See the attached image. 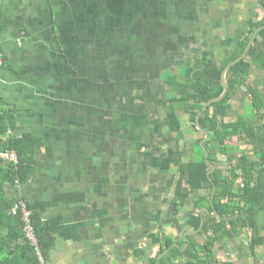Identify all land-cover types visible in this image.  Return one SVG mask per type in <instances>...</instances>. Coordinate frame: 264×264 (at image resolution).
Segmentation results:
<instances>
[{
    "label": "crops",
    "instance_id": "crops-1",
    "mask_svg": "<svg viewBox=\"0 0 264 264\" xmlns=\"http://www.w3.org/2000/svg\"><path fill=\"white\" fill-rule=\"evenodd\" d=\"M204 1L196 27L204 31L211 26V33L224 28L221 47L214 34L211 38L204 34L186 49L158 54V64L168 59L170 67L197 58L214 61L246 35L253 16L231 6L230 14L225 15L224 9L222 19L216 20L212 13L218 14L226 1ZM213 2L218 8L212 7ZM214 45L221 48L216 55ZM0 53L5 58L0 67V100L19 117L11 133H31L43 142L34 155L35 172L21 196L31 202H51L60 195H76L75 201L61 202L44 213L45 220L62 218L67 228H75L70 234L77 236H57L47 264H157L169 255L167 241L183 252L188 247L200 249L214 238L213 233L199 235L189 221L198 207L200 212L208 209L205 198L210 195L206 189L187 188L188 171L180 166L193 159L198 140L187 138L189 125L182 117L190 120V115L178 113L183 139L168 132L164 107L174 92L163 79H79V0H0ZM146 65L145 60L142 67ZM139 74L147 77L144 71ZM248 83H258L264 92V70L253 69ZM131 90L137 95L133 104L126 102ZM245 95L246 88L240 89L238 96ZM85 101L87 108L79 111ZM240 101L233 102L234 114L242 113L235 106ZM85 111L90 121L80 124L85 122ZM142 113L148 114V124L133 129L121 125L122 114ZM88 128L94 130L90 136L85 132ZM259 220L262 243L250 246L256 238L251 230L231 240H216L206 255L210 263L264 264V213ZM190 261L196 259L178 252L170 264Z\"/></svg>",
    "mask_w": 264,
    "mask_h": 264
},
{
    "label": "trees",
    "instance_id": "trees-1",
    "mask_svg": "<svg viewBox=\"0 0 264 264\" xmlns=\"http://www.w3.org/2000/svg\"><path fill=\"white\" fill-rule=\"evenodd\" d=\"M94 5L92 9L87 5L79 11V68L86 65L87 72L93 74L92 77L90 73L85 75L84 79H163L174 92L168 96L164 107L168 132L184 138L178 115L183 111L190 115L193 128L201 135L195 143L193 159L180 166L188 171L187 188L210 192L205 198L208 209L200 212L198 207L189 221L199 235L213 233L214 238L200 249L188 247L183 252L167 241L165 248H171L169 255L162 256L157 264H170L178 252L196 259L187 264H211L206 255L212 252L216 240L234 239L245 230L256 235L250 241L251 247L262 243L259 215L264 213V92L258 83L247 84V80L253 69L264 70V30L258 34L248 55L227 71L226 96L208 109L204 108L223 94L224 68L243 54L255 31L264 26V0H261L262 15L250 17L246 35L217 60L203 62L197 58L193 63L176 67L167 66L171 65L167 64L171 63L169 59L166 64H158V54L169 53L173 48L186 49L196 41L190 33L192 27L200 23L199 17L206 7L204 0H107L106 3L96 0ZM145 60L147 65L142 67ZM140 71L147 73V77H141ZM242 88H246L244 97L238 96ZM136 98L131 90L126 102L133 104ZM239 98L241 108L245 103L249 106L245 104L244 113L234 114L233 102ZM200 113L199 124L210 134L203 146L205 135L197 130L196 124ZM149 121L147 113L122 114L120 118L121 125L131 129ZM18 123V112L0 100V155L13 151L19 156L18 164L0 157V264H41L25 236L21 213L14 216L11 209L19 201L26 203L47 261L57 236H77L70 234L75 228H67L62 218L45 220L44 213L61 202L75 201L76 195H60L51 202H31L16 196L34 174V155L43 143L31 133L12 134ZM234 138L245 142L247 147L233 153ZM208 153L210 156L206 158ZM184 155V151L181 152V158ZM221 155H226V165L220 160ZM209 162L216 166L212 174H209L213 169ZM82 201L84 196L79 193V202ZM193 246L198 244L195 242ZM163 251L164 248L158 255Z\"/></svg>",
    "mask_w": 264,
    "mask_h": 264
},
{
    "label": "rangeland",
    "instance_id": "rangeland-1",
    "mask_svg": "<svg viewBox=\"0 0 264 264\" xmlns=\"http://www.w3.org/2000/svg\"><path fill=\"white\" fill-rule=\"evenodd\" d=\"M95 1L96 0H79V11H82V9H83V7H85V6H87V5H90L91 7V9L92 8H94V6H96V5H94V3H95ZM105 1V3H106V1L107 0H104ZM224 1H226V4L224 5V2H223V6H221V8H219L220 9V11L218 12V14H216V13H212L213 15H214V19H216L217 18V16H218V18L216 19V20H219V19H222L221 18V14H222V12L224 11V9H225V15L226 14H230L231 13V11H227V9L228 8H230V10L232 9V7L231 6H235V10H236V12H240V11H242L243 10V13H248V16H254V17H260L261 15H262V9H261V0H253V1H249V0H243V1H247L248 3H249V5L248 4H243V2H242V4L240 3V1H239V3H236V2H234V3H230V0H224ZM101 2H102V0H101ZM214 2H216V1H214ZM213 2V3H214ZM246 5H248V6H246ZM213 8H218V4H215L214 3V5L212 6ZM244 16V15H243ZM206 20H210V16H208V17H206L205 18V21ZM202 21H203V19H202ZM201 22V21H200ZM215 22V24H217L218 22H216V21H214ZM214 22H213V25H214ZM200 24V23H199ZM198 25V24H197ZM194 27V28H193ZM192 28V33L196 36V40L198 39L199 41H200V39L202 40V38L204 37V34H205V36H206V38H208V37H212V35L214 34V36L217 38V40H218V42L217 43H219V45H220V42L225 38V29L223 28V29H220V30H217L215 33H211V31L212 30H208V28H211V26H206V27H208V28H206V30H202V29H200V27H196L195 25L193 26ZM229 30V28L227 27V33L229 32L230 33V31H228ZM219 34V36L220 37H217L216 35H218ZM197 40V41H198ZM222 45V44H221ZM221 45H220V47H221ZM80 46V45H79ZM215 47H214V49H215V51H214V53H215V55H216V53H217V48L219 49V51L221 50V48L220 47H216V45H214ZM79 51H81V49H80V47H79ZM218 51V52H219ZM168 61V60H167ZM79 71H81L82 73H79V79H84V77H85V75H87V74H89L90 73V76L91 75H93V74H91V71H88L87 72V67H86V65H84L83 67H82V65H81V68H79ZM92 77V76H91ZM56 77H54L53 76V79H55ZM95 78H96V76H95ZM86 79H87V77H86ZM98 79V78H97ZM89 100V99H88ZM83 101V100H82ZM80 103V102H79ZM245 104H247V103H245ZM245 104L244 105H242L243 107L241 108V105L239 104V103H237V104H235V106H237V108H239L240 107V110H242V113H244L245 112V110H246V108H245ZM248 107V106H247ZM87 108V105H86V101L85 102H83V104H79V111H82L83 109L85 110ZM87 111V110H86ZM86 111H85V113H82L84 116H83V118H84V121L85 122H80V124H86V120H89L90 118H89V116L87 115L88 114V112L86 113ZM79 119H80V117H79ZM182 120H183V123H184V125L186 126V125H189V128H188V130L186 131V132H188L187 133V138L188 139H192V138H201V135L200 134H198V133H196L195 131H194V129H193V127H192V124H191V122H190V120H189V116H183L182 117ZM90 121V120H89ZM90 124V123H89ZM91 125V124H90ZM90 125H88V126H90ZM91 127H94L93 125L91 126ZM86 130V129H85ZM186 130V129H185ZM85 132H87V136H90V135H92L93 134V132H94V130H92V129H89L88 128V130H86ZM85 144H83V145H79V147H80V149L84 146ZM231 146H234L235 147V149L233 150V153L234 152H237V153H239V151H241L242 149H245L246 147H247V145H246V143L245 142H243V141H239L237 138H234L233 139V141H232V143H231ZM248 149H249V147H248ZM220 160L223 162V165H226L227 164V160H226V155L224 156V155H221L220 156Z\"/></svg>",
    "mask_w": 264,
    "mask_h": 264
},
{
    "label": "built area",
    "instance_id": "built-area-1",
    "mask_svg": "<svg viewBox=\"0 0 264 264\" xmlns=\"http://www.w3.org/2000/svg\"><path fill=\"white\" fill-rule=\"evenodd\" d=\"M4 64H5L4 55L0 53V67H2ZM1 82H2V78L0 76V83ZM0 157L4 161H12L14 164L19 163V156L13 151L2 153ZM11 213L14 216L19 215L21 213L22 219L24 221L25 236L29 240L30 244L34 247L39 257L40 263L47 264V261L44 258L42 251H41L38 236L35 233V229L31 221L32 212L28 209L26 203L24 201H19L13 206V208L11 209Z\"/></svg>",
    "mask_w": 264,
    "mask_h": 264
},
{
    "label": "water",
    "instance_id": "water-1",
    "mask_svg": "<svg viewBox=\"0 0 264 264\" xmlns=\"http://www.w3.org/2000/svg\"><path fill=\"white\" fill-rule=\"evenodd\" d=\"M262 30H264V26H263V27H260L259 29H257V30L255 31V33H254L253 36L251 37V39H250V41H249V43H248V45H247L245 51L243 52V54H242L238 59H236L235 61L231 62L227 67L224 68L223 73H222V81H223V85H224V92H223V94H222L219 98L214 99V100H212L211 102H209L208 106H206V107L204 108V110L208 109L213 103H216V102L221 101V100L226 96V94H227V92H228V83H227V80H226V74H227V71H228L231 67H233V66H235L236 64H238L239 62H241V61H242V60L248 55V53H249V51H250V49H251L253 43L255 42V40H256L257 37H258V34H259ZM200 116H201V113H200V114L197 116V118H196V124H197V127H198L199 131H201V132L205 135L204 140L201 142V145L203 146L204 143H205V141L208 140V139L210 138V134H209L208 132L204 131V130L201 128V126H200V124H199V118H200ZM209 156H210L209 153L206 154V158H209ZM209 164L213 167V169L209 172V174H212V172L215 171L216 166H215V164H213V163H211V162H209ZM16 196L21 197V193H20V192L16 193ZM214 196H215V193H214Z\"/></svg>",
    "mask_w": 264,
    "mask_h": 264
}]
</instances>
